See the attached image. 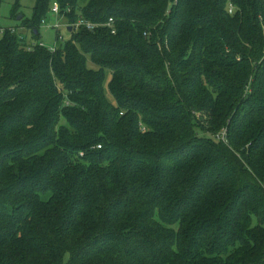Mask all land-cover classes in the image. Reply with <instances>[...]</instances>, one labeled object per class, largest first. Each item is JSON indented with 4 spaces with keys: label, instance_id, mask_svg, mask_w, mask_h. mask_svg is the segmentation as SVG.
I'll use <instances>...</instances> for the list:
<instances>
[{
    "label": "trees",
    "instance_id": "16d2710c",
    "mask_svg": "<svg viewBox=\"0 0 264 264\" xmlns=\"http://www.w3.org/2000/svg\"><path fill=\"white\" fill-rule=\"evenodd\" d=\"M32 10L0 32V264H264V0Z\"/></svg>",
    "mask_w": 264,
    "mask_h": 264
},
{
    "label": "rangeland",
    "instance_id": "374dc122",
    "mask_svg": "<svg viewBox=\"0 0 264 264\" xmlns=\"http://www.w3.org/2000/svg\"><path fill=\"white\" fill-rule=\"evenodd\" d=\"M36 0H1L0 4V23L6 27H14L26 37L29 43L34 42L32 32L29 28L24 27L21 20L25 17L26 19L31 18L33 15V6ZM18 8L17 13H21L23 18L21 20L14 17V12ZM56 23L60 26L55 27ZM66 21L64 18H60L56 15L51 14L40 28L41 42L48 47H52L57 43V34H60L65 40L70 37V32L65 26ZM110 74H108V79ZM108 90V87H107Z\"/></svg>",
    "mask_w": 264,
    "mask_h": 264
},
{
    "label": "built area",
    "instance_id": "2783aa9c",
    "mask_svg": "<svg viewBox=\"0 0 264 264\" xmlns=\"http://www.w3.org/2000/svg\"><path fill=\"white\" fill-rule=\"evenodd\" d=\"M230 11H232V7H231ZM52 12H53V14H55V15H58V14L60 13V7H59V5H58L57 3L54 4V6H53V8H52ZM45 21H46V20H44L43 23H44ZM112 21H113V19H110V23H111ZM110 23H108V25H110ZM58 26H60V24H59V23H56L55 27H58ZM65 26H66V28H68L70 25L66 23ZM80 26H85L86 28H88V29H90V30H94L95 28L99 27L100 24L93 23V22L88 21V20H86V19H84V18H80V19L77 21V23H75V27H76V28H79ZM71 27H73V26H71ZM5 28H7V27H6V26H3V25L0 24V32H1V33L5 30ZM9 28H13V29H14V27H9ZM113 32H115V30H113ZM41 45H44V43L41 42ZM50 48H51L52 50L55 49L54 46H52V47H50Z\"/></svg>",
    "mask_w": 264,
    "mask_h": 264
},
{
    "label": "water",
    "instance_id": "95a60500",
    "mask_svg": "<svg viewBox=\"0 0 264 264\" xmlns=\"http://www.w3.org/2000/svg\"><path fill=\"white\" fill-rule=\"evenodd\" d=\"M23 18V15H19L18 16V19L19 20H21ZM68 31H72V27L70 26V27H68ZM36 32H38V31H36Z\"/></svg>",
    "mask_w": 264,
    "mask_h": 264
}]
</instances>
